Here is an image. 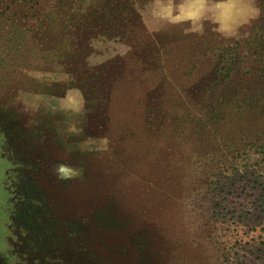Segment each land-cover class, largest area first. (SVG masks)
<instances>
[{
    "label": "rangeland",
    "instance_id": "rangeland-1",
    "mask_svg": "<svg viewBox=\"0 0 264 264\" xmlns=\"http://www.w3.org/2000/svg\"><path fill=\"white\" fill-rule=\"evenodd\" d=\"M0 264H264V0H0Z\"/></svg>",
    "mask_w": 264,
    "mask_h": 264
}]
</instances>
